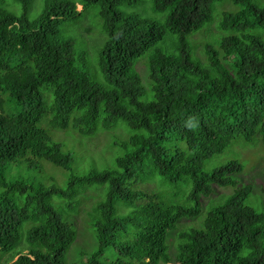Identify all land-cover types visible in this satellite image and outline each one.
I'll return each mask as SVG.
<instances>
[{"label":"trees","instance_id":"1","mask_svg":"<svg viewBox=\"0 0 264 264\" xmlns=\"http://www.w3.org/2000/svg\"><path fill=\"white\" fill-rule=\"evenodd\" d=\"M219 1L0 0V255L9 254L7 264H67L85 195L96 198L97 244L82 264H264V200L257 196L262 209L247 203L254 187L238 177L244 165L232 159L204 169L237 138L264 144V5L229 0L241 8L222 10L216 21ZM150 9L164 16L155 19ZM86 18L104 34L96 53L101 82L63 28L77 22V30ZM214 21L218 34L203 43L201 58L189 36ZM146 53L148 86L136 67ZM48 112L50 126L71 124L83 135L124 121L130 150L111 167L70 172L66 188L7 178L6 167L20 159L71 170V154L40 125ZM216 185L231 190L213 199Z\"/></svg>","mask_w":264,"mask_h":264},{"label":"rangeland","instance_id":"2","mask_svg":"<svg viewBox=\"0 0 264 264\" xmlns=\"http://www.w3.org/2000/svg\"><path fill=\"white\" fill-rule=\"evenodd\" d=\"M40 1L41 0H34L37 6L39 5ZM145 1L146 3L150 4V0H144V2ZM254 1L260 5H264V0ZM145 7L148 8V6ZM77 8L80 10L82 6L78 5ZM240 8V5L234 4L229 0L219 1L215 5V20H218L219 14L224 9H228L229 11H237ZM90 13L91 12L86 13L84 17L88 16L89 20H91L92 14ZM149 15L155 19H161L164 16L163 13L154 12L151 9L149 11ZM30 16H34V6L31 8ZM88 18L79 22L77 30L76 28L74 29L77 22H68L63 26V28L65 29L66 27H69L71 35L76 40L75 43L78 51L81 52L85 50L87 52V63L85 66L86 71L94 81L101 82L102 73L100 71L99 64L96 61V53L101 46L100 43L104 38V34L101 30V27L92 21H88ZM212 33H214L215 36L218 34L217 22L215 21L213 24H211V26H209L207 30L203 32H197L195 34L193 33L194 35L192 34L189 36L193 47L195 45L196 54L201 58L204 57L202 50L204 45L203 43L206 41H212ZM147 56L148 53L142 56L136 65L137 70L140 72L141 77L143 78L145 86H148L147 84L149 82L145 59ZM47 96L49 102L51 95L50 98L49 95ZM143 99H145V97H143ZM49 114L50 113L48 112L43 116V118L40 120V125L48 130L52 139L59 143L65 152L71 154L73 158L71 170H65L45 159L35 158L32 160V166H29L27 161L20 159L6 167L5 174L7 178L21 177L50 187L55 186L59 188H66L68 183V175L70 172L81 175L92 169L102 170L111 167L115 163L116 156L123 155L125 152L130 150V145L126 146L124 142L128 139L131 131L124 121L119 120L111 128L105 129L99 127L93 134L83 135L71 124L66 128L50 126L47 119ZM232 159H238L244 165L243 171L238 175L241 182H251L253 184L254 190L250 194L247 203L259 208L261 200L257 198V196H260L264 200V192L262 191L264 188L263 142L259 139L249 142L242 138H237L224 152L207 159L204 169L211 170L214 167L224 164ZM160 182L162 181L159 178V182H157L158 187L161 186ZM98 186L99 185H92L90 187L91 189L95 190V188ZM148 186L152 188L155 186V184L152 182L149 183ZM100 187L101 186L98 188ZM167 188L171 190H179L182 187L180 184H178L173 187L168 185ZM230 190L231 189H224L223 187L216 185L215 193L210 197L215 199L217 197L216 194H228ZM208 198L209 197H203L204 204L208 203ZM53 199L57 206L65 205H61L63 202H65V200H62L57 196H54ZM82 199L83 201L81 203H84L82 204V208L78 214L73 216L74 227L76 228L77 234L75 241L68 250L67 264H82L81 261L86 259L85 254L91 253L97 244L93 227L91 226L90 228V213L96 204V198H93L91 195H85ZM88 206L90 209L89 212ZM262 207L263 206L260 205L261 209ZM188 224H196V222L190 220L188 221ZM16 257L17 256H15L14 259ZM8 259L9 254L0 255V264H7Z\"/></svg>","mask_w":264,"mask_h":264}]
</instances>
